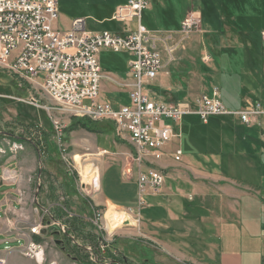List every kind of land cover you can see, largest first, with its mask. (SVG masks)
<instances>
[{
	"label": "rangeland",
	"instance_id": "374dc122",
	"mask_svg": "<svg viewBox=\"0 0 264 264\" xmlns=\"http://www.w3.org/2000/svg\"><path fill=\"white\" fill-rule=\"evenodd\" d=\"M127 2L128 0H59L57 27L60 32L69 31L72 21L82 18L86 21L87 30L92 33L135 31L137 21L129 24L110 21L117 6ZM193 10H199L202 14L201 31L185 38L179 33V27ZM142 23L148 31L161 39L158 48L164 61V68L158 78L144 87L152 100L172 103L193 100L202 93L211 92L214 87L220 89L222 82L229 83L235 79L238 82L234 87H239L237 92L242 99L245 95L242 97L240 82L245 87L255 88L261 96L264 95V47H261L262 56L253 57L256 74H250L242 61L243 52L253 50L251 40H244V36L260 40L264 32V0H150L144 9ZM169 37L172 39L167 40ZM173 48L175 51L170 55L168 50ZM205 56H209V61H205ZM98 58L102 77L100 102L109 103L113 108L129 104L127 85L133 82L129 67L133 57L129 53L104 49L99 52ZM238 65H242V68ZM10 66L3 65V70L0 69V167L32 170L28 208L34 219L29 220L28 228L38 226L40 229L42 242L39 243L45 247L44 264H114L112 259L123 264V258L127 259L128 264H198V258L201 261L199 255H202L193 242L194 238L190 242L178 243L171 240L166 243L162 233L163 226L149 220L153 212L158 216L161 214L160 211L147 208L153 197L146 198L141 208H138L139 204L138 207H118L111 203L108 208H103L97 206L102 190L92 199L84 194L92 192V184L80 185L81 182H89L92 165L100 170L102 176L104 159L107 165L116 163L113 157L121 156L126 159L124 179L131 181L129 168H135L131 157L132 147L118 140L113 133L112 137H108L83 129L66 132L73 119L71 111L56 108L45 92L31 81L17 74L16 78L13 77ZM116 88L118 92L114 91ZM122 91L126 92L122 94ZM234 92L237 94L236 90ZM33 99L42 107H55L52 114L46 109L31 105ZM233 120L214 117L208 125H204L197 117H185L180 124L168 122L182 137L171 143L167 151L174 152L177 147L181 148L186 163L192 159L203 162L210 154H220L222 158L220 167H217L218 172L222 171L225 173L224 177L229 176L233 182L241 181L242 155H262L264 142L261 138L264 132L260 128H248L240 124L233 127ZM55 122L62 127L61 135L55 129ZM24 123H36L37 126L27 127ZM235 124L238 123L234 122ZM12 131L15 135L33 139L40 144L42 154L28 141L19 143L11 140L6 133ZM12 156H16L17 161L11 162V159V163H8ZM207 162L200 168L202 172L212 173L207 180L201 179V172L182 167L177 182L181 184L179 186L183 188L184 179L213 183L212 180L218 178L216 181H219L221 175L213 174L211 161ZM13 163H17V166L9 167ZM258 163L262 161L259 160ZM115 171L110 174L109 188L113 187L112 177ZM164 172L167 174V171ZM127 193L132 194L129 190ZM56 204L65 205L68 212L63 206V214H58L54 209ZM95 208L107 213L106 219H100L98 224L97 219H94ZM65 213L67 215L62 219H53V216L57 218ZM199 213L200 210H197V214ZM114 214L121 217L122 224L117 228L111 226L109 221V216ZM67 216L79 217L83 222L84 232L81 237L75 238L72 235L75 240L59 233L57 229L58 223L65 224ZM187 220L189 219H182L177 223L186 225ZM188 225L190 227H183L180 232L187 235L190 230L191 237H194L197 227L191 222ZM88 246L93 248L92 253L96 255L104 252L103 261H92V253L86 249ZM169 246L177 251L172 252ZM17 262L37 264L21 255L17 257Z\"/></svg>",
	"mask_w": 264,
	"mask_h": 264
},
{
	"label": "built area",
	"instance_id": "2783aa9c",
	"mask_svg": "<svg viewBox=\"0 0 264 264\" xmlns=\"http://www.w3.org/2000/svg\"><path fill=\"white\" fill-rule=\"evenodd\" d=\"M149 1L128 0L117 6L112 15V22L129 24L137 21L135 31L92 33L82 18L73 20L69 31L60 32L57 27L59 0H0V69L3 70V65H12L13 77L16 78V73L27 74V81L39 86L56 108L71 111L72 118L112 123L115 137L129 143L133 149L139 208L149 195H158L164 189L166 174L159 162L168 155L167 147L182 137L168 122L180 124L185 117L197 116L207 124L214 117H232L253 128L262 126L264 118L263 100H247L243 109L230 110L218 87L179 103L154 101L149 97L145 85L156 80L164 68L158 48L161 39L142 23ZM201 27L202 14L193 10L181 22L179 33L188 38L200 32ZM262 37L264 39V32ZM104 49L129 53L133 57L129 63L133 82L127 85V105L113 108L109 103L100 102L102 77L98 54ZM174 51L175 48L168 50L170 55ZM205 61H209V56H205ZM30 104L46 109L50 115L55 109L42 107L34 99ZM54 126L61 135L60 124L55 122ZM183 156L181 148L172 154L176 162H181ZM91 167L89 182L80 184H92V192L84 193L90 199L99 194L102 187L100 170L95 165ZM15 177L9 168L0 170L4 182H15ZM106 214L95 208L96 224L100 219H106ZM57 226L59 233L67 234L64 224L58 223ZM29 232L32 236L41 234L38 226L30 228ZM86 249L93 251L90 246ZM17 253L37 264H44L45 247L39 242L28 241ZM102 254L104 252L97 255L93 252L92 261H103ZM0 264L13 263L8 256L0 254Z\"/></svg>",
	"mask_w": 264,
	"mask_h": 264
},
{
	"label": "crops",
	"instance_id": "0c3cea01",
	"mask_svg": "<svg viewBox=\"0 0 264 264\" xmlns=\"http://www.w3.org/2000/svg\"><path fill=\"white\" fill-rule=\"evenodd\" d=\"M260 39L264 44L262 34ZM238 67L242 68V65ZM232 68L235 69V67ZM240 83V88H243L242 97L245 95V98L242 99L238 95L240 106L229 108L230 110L243 109L247 100L264 99V95L261 96L255 88L245 87L242 82ZM116 90L117 88L114 91ZM230 118L234 119L231 124L233 127L242 125L238 119ZM261 121L262 126L253 128H260L264 132V118ZM234 122L238 124L234 125ZM208 124L209 122L204 125ZM105 136L112 137L111 135ZM261 140L264 142V136ZM114 149H116L115 146ZM174 152L167 151L168 155L159 162V166L167 171L164 189L158 195L147 197H153V201L147 204V208L161 212L159 216L153 212L149 220L163 226L164 241L167 243L173 240L182 243L190 242L194 238L193 242L196 243L195 246L202 255H199L201 261L198 258V264H264V152L257 157L250 153H243L242 180L237 182H233L228 178L229 176L224 177L225 173L222 171L218 172L217 167H220V158H222L220 154H210L203 162L192 159L186 163L185 155L181 162H176L172 157ZM131 157L133 159V149ZM112 159L116 161L114 165H107L105 159L102 163V192L100 191L101 194L98 196L99 205L97 206L108 208L111 203L118 207L134 205L138 207V174H134L137 171L136 166L129 168L132 179L128 181L124 179L127 169L126 159L121 156ZM259 160L262 163H258ZM10 161H17V157L12 156L8 163ZM207 161H211L213 174L221 175L219 181H216L218 178L212 180L213 183L190 182L184 179L185 185L183 188L180 187L181 184L177 182L182 167L201 172V179L207 180L212 173L200 171V168L208 163ZM13 166H17V163L10 164L9 167ZM3 168L5 167H0V170ZM11 170L16 175L15 182H4L0 178V254L8 256L11 263L18 264L17 257L20 255L17 250L28 241L37 242L40 236H32L28 228L29 220L34 219L28 208L32 170L22 171L16 167ZM113 170H116L112 177L114 183L113 187L109 188V177ZM127 190L132 194L129 195ZM197 210H200L199 214ZM182 219H189L188 223L186 225L177 223ZM190 222L197 227L194 237H191L192 231L188 229L189 234L187 235L180 232L183 231V227H190L188 225ZM169 247L172 252L177 251L172 246Z\"/></svg>",
	"mask_w": 264,
	"mask_h": 264
},
{
	"label": "trees",
	"instance_id": "16d2710c",
	"mask_svg": "<svg viewBox=\"0 0 264 264\" xmlns=\"http://www.w3.org/2000/svg\"><path fill=\"white\" fill-rule=\"evenodd\" d=\"M245 38L246 39L249 38L251 40L250 44H252L253 50L251 52H249L250 50H246L243 52V55H242L243 65H244V68H246V69L248 68L251 73L256 74L255 68H254L253 57L254 56L255 57L262 56L263 52L261 51V47L262 46L264 47V44L262 43L261 39L259 40V39L254 38V40H253L246 35L244 36V40H245ZM262 78H264V75ZM240 79L243 80L241 76H240ZM237 82H238V79L232 80V82H229V83H225V82L221 83V87H220L221 94H222L223 101H224L225 105L227 107L230 105L228 108H234L235 106H237V107L240 106L239 105L240 100L238 99L239 97H238V92H237V89L239 90V87H236V88L234 87L235 83H237ZM234 90H236L237 94L234 92ZM188 117H197V116H188ZM24 124L27 127H33V128L34 127L36 128V126H37L36 123H24ZM78 129H83L89 133L96 134V135H111L112 133H114V127H113L112 123H110V122H106V121L92 122V121L87 120V119H77V118H73L71 120V124H70V126L66 132H73V131L78 130ZM6 134L11 140H15L16 142L17 141H19V143L20 142L22 143L25 141L30 142L34 146V148L36 150H38L40 154H42L43 150L41 149L40 144L35 143L33 141V139H28V138H25L24 136L15 135V133L13 131L7 132ZM63 206H64V210L68 212V209L65 208L66 206L65 205H63ZM63 206L56 204L54 209L57 210L58 214H63V212H62V211H64ZM54 214H57V213L54 212ZM66 215H67L66 213L64 215H61V216L58 215L57 218L55 216H53V219H56V220L62 219V217L66 216ZM75 217L69 218L67 216L68 219H66L64 221L65 222L64 225L67 228V234L66 235L67 236L75 235L76 236L75 238H77V237L82 236V234L84 232V225H83L82 220L79 217H76V218ZM75 238H74V240H75ZM37 242H42V241L40 238H38ZM112 261L114 262V264L119 263V261H117L115 259H112ZM121 261L123 264H128V261L126 258H123Z\"/></svg>",
	"mask_w": 264,
	"mask_h": 264
},
{
	"label": "bare ground",
	"instance_id": "6f19581e",
	"mask_svg": "<svg viewBox=\"0 0 264 264\" xmlns=\"http://www.w3.org/2000/svg\"><path fill=\"white\" fill-rule=\"evenodd\" d=\"M10 69L12 70V65L10 66ZM19 77L23 78V79H26L27 80V74H24V73H16ZM84 185H87L88 184H84ZM120 218L119 216H116L115 214L114 215H110L109 216V221L111 223V226L117 228L119 226H121L120 224H122V222L120 221Z\"/></svg>",
	"mask_w": 264,
	"mask_h": 264
}]
</instances>
